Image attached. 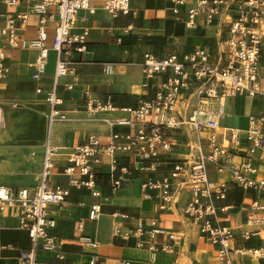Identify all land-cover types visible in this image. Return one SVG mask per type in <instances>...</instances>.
I'll list each match as a JSON object with an SVG mask.
<instances>
[{
	"label": "built area",
	"instance_id": "obj_1",
	"mask_svg": "<svg viewBox=\"0 0 264 264\" xmlns=\"http://www.w3.org/2000/svg\"><path fill=\"white\" fill-rule=\"evenodd\" d=\"M173 4L172 15L182 21L185 28L197 26V18L202 17L206 26L216 23L220 34H226L220 43V55L225 56L219 65L210 63L211 53L206 48L195 50L179 59L168 55L157 59L151 53L143 54L142 88L147 89L155 78L159 79L155 92L143 96L134 108H123L125 117L116 124L132 127L126 133H111L102 140L94 134L78 144L66 157L59 174L67 178L68 186L86 188L92 196H99L95 190V169L107 167L116 172L117 158L124 156L134 160V169L140 173H156L161 155L167 154L174 146V134L183 133L188 137L190 150L195 152L182 160L170 163L169 172L159 177L147 178L142 187L157 191L158 209L161 213L179 212L196 226L199 236L210 244L218 246L217 257L222 264H234L233 256L248 258L254 264H262L264 255L259 249H236L231 246L236 237L249 240L259 236L258 231H242L238 236L231 228L214 225L216 212L229 211L228 206L216 207V202L225 200L235 188L252 190L254 197L249 201L247 225L264 223V176L259 175L256 163L264 165V0H199L194 6L184 9L185 17H180V7L185 0H169ZM4 8L25 6L23 12L7 9L0 11V79L8 75L6 65L7 50H34L36 57L29 67L33 70L31 80L39 82L48 64L49 52L55 53L53 73L54 88L44 99L49 104L47 125L51 127L67 120L66 114L58 107L62 98L57 96L59 79L72 74V58L76 53L87 52L89 29L80 33L73 30L80 11L93 15L95 9L88 0H0ZM102 9L113 19L131 12L130 0H103ZM37 19L35 36L26 38L25 31L29 18ZM53 30L52 44L47 46V31ZM104 73L112 75L114 67L104 66ZM73 85L66 86L72 90ZM37 88V94L42 93ZM83 97L86 112L112 113L117 109L110 102H102L85 90ZM246 97L261 99L262 112L247 118L245 129L221 128L225 117V102L228 99ZM49 133V132H48ZM59 148L51 143L49 134L43 144L41 170L33 188L13 190L0 185V213L10 208L17 210L19 228L25 230L32 243L29 251H20L18 264H50L36 259V251L53 253L57 259L62 255L60 244L53 234L56 221L50 208L62 206L70 194L68 187L50 185ZM215 167L216 174L224 178L210 181L209 167ZM119 176L111 182L116 191L129 173L121 168ZM182 192L189 194L180 208L178 200ZM101 206L90 207L88 220H97ZM122 217H126L122 215ZM157 220H149L144 228L138 220L134 229H114V235L123 240H135L136 248H147L151 261L158 252L167 251L166 246L157 247L155 238L164 233L157 226ZM83 229L82 223L78 230ZM146 234L145 244L142 236ZM169 241L180 239L176 233H168ZM77 245L91 250L97 243L90 237L80 236ZM7 247L0 244V250ZM88 264H101L97 255H92ZM118 264H130L120 260Z\"/></svg>",
	"mask_w": 264,
	"mask_h": 264
},
{
	"label": "crops",
	"instance_id": "obj_2",
	"mask_svg": "<svg viewBox=\"0 0 264 264\" xmlns=\"http://www.w3.org/2000/svg\"><path fill=\"white\" fill-rule=\"evenodd\" d=\"M102 1L88 0L90 6L95 9L93 15L85 10L79 12L73 32L80 33L84 28L89 29L87 52L76 53L72 58V74L57 82L56 93L63 101L58 108L66 114V122L55 124L48 129L46 116L50 106L44 97L54 88L55 53L49 52L44 76L39 82H33V70L29 64L34 61L36 52L30 49L7 50L6 65L9 71L4 79H0V105L16 101L28 107L5 112L6 117L9 116V119H13L17 124L12 128L4 123L0 128V185L13 190L33 188L36 185L41 170L43 144L49 134L51 143L59 148L50 185L68 187L70 194L62 206L50 208L56 221L53 234L58 238V252L62 258L57 259L53 253L38 250L35 256L38 261L50 264H88L94 254L100 258L101 264H118L120 260H127L130 264H222L217 257L218 246L200 237L196 226L179 212L161 213L158 209L157 191L142 187L147 178L167 174L170 163L195 153L189 149L192 141L183 133L174 134V146L169 153L161 155L162 161L156 173L136 171L134 160L124 156L117 158V169L114 173L107 167L97 166L95 190L99 192V196H92L86 188L69 187L67 178L59 174L61 168L66 165L67 155L88 135L94 134L105 140L111 133L132 131V127L116 124L119 118L126 116L120 109L136 107L141 97L154 94L155 86L159 82V79L155 78L147 89L142 88L143 54L151 53L157 59L173 54L181 59L197 49L206 48L211 53L212 65H219L225 58L220 55V43L226 34H220L216 23L206 26L203 18L198 17L195 28H185L182 21H177L172 15L173 4L169 0H130L131 12L115 19L102 9ZM197 1L199 0H185L186 6L180 7V17L184 18V9L194 6ZM4 9L23 12L26 8L24 5L4 8L0 4V11ZM36 23V17L31 15L25 31L26 38L35 36ZM47 34L46 44L50 46L53 39L51 27ZM106 64L113 65L112 75L104 73ZM68 85H73V89L66 90ZM38 87L43 90L41 94L35 92ZM85 90L90 91L102 102L110 98L117 111L89 115L83 97ZM261 112L262 101L259 98L228 99L220 127L243 130L247 126L248 116H256ZM29 116L40 120L39 136L32 135L27 125ZM231 119L237 120V126L223 125V122ZM15 128L18 131H14ZM13 139H21L24 142L21 145L15 144ZM255 165L259 175L264 176V165ZM121 168H126L129 173L119 188L113 191L111 182L119 176ZM29 169L30 173L27 171ZM209 174L210 181L213 182L224 178L216 174L213 165L209 167ZM188 197L187 192L181 193L179 208ZM253 197L252 190L235 188L225 200L216 202L217 208H230L227 213L217 210L214 225L231 228L237 236L242 231H258L259 236L247 241L236 237L231 246L234 250L259 249L264 255V236H261L264 223L246 224L248 203ZM93 204L101 206V215L97 220L90 221L88 214ZM263 215L264 212H261L260 216ZM151 219H156L157 226L164 231L155 238L157 247H167V251L158 252L153 261L146 247L136 248L134 239L123 240L114 235L115 227L121 230L134 229L138 220L142 221L144 228H148ZM80 222L83 226L81 232L78 230ZM168 233H177L180 239L171 242L167 238ZM82 235L95 240L97 248L91 250L78 246L77 239ZM142 240L146 244L148 236L144 234ZM0 244L7 247L0 250V264H18L19 252L32 249L27 232L19 228L15 208L0 213ZM232 259L234 264H254V261L248 258L233 256ZM261 262L264 264V260Z\"/></svg>",
	"mask_w": 264,
	"mask_h": 264
},
{
	"label": "rangeland",
	"instance_id": "obj_3",
	"mask_svg": "<svg viewBox=\"0 0 264 264\" xmlns=\"http://www.w3.org/2000/svg\"><path fill=\"white\" fill-rule=\"evenodd\" d=\"M50 62H52V58H50ZM23 107L26 108L28 106H24V105H22V104H20V103H18L16 101H11L9 103H5V104L0 105V108L2 110V119H1L2 123L1 124L4 125V123H5L6 125H9V126L11 125V127L14 128L15 125L17 124L16 121H14L13 119L10 120L9 116L6 117L5 112L6 111L23 110ZM27 125L31 129L32 135H34V136H36V135L39 136L40 135L41 122H40V120L38 118H36L34 116L33 117L32 116L27 117ZM223 125H225L227 127L237 126V120L231 119V120L225 121V122H223ZM14 131H18V129L15 128ZM23 142H24V140H21V139L20 140L19 139H17V140L13 139V143H15V144H20L21 145V143H23ZM17 167H19V166H17ZM25 171L26 170H24V172ZM27 171H28V173H30V169L27 170ZM25 176H27V175H25ZM262 235L264 236V232L261 233V236Z\"/></svg>",
	"mask_w": 264,
	"mask_h": 264
},
{
	"label": "bare ground",
	"instance_id": "obj_4",
	"mask_svg": "<svg viewBox=\"0 0 264 264\" xmlns=\"http://www.w3.org/2000/svg\"><path fill=\"white\" fill-rule=\"evenodd\" d=\"M2 110H1V108H0V128H2L4 125L3 124H1L2 122Z\"/></svg>",
	"mask_w": 264,
	"mask_h": 264
}]
</instances>
